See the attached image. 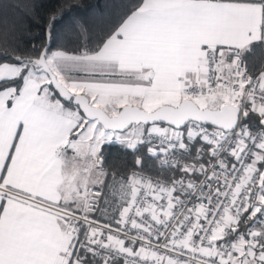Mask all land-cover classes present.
<instances>
[{"label":"snow or ice","instance_id":"snow-or-ice-1","mask_svg":"<svg viewBox=\"0 0 264 264\" xmlns=\"http://www.w3.org/2000/svg\"><path fill=\"white\" fill-rule=\"evenodd\" d=\"M73 7L0 2V264H264V0Z\"/></svg>","mask_w":264,"mask_h":264},{"label":"trees","instance_id":"trees-1","mask_svg":"<svg viewBox=\"0 0 264 264\" xmlns=\"http://www.w3.org/2000/svg\"><path fill=\"white\" fill-rule=\"evenodd\" d=\"M2 2V0H0ZM12 5H23L25 0H7ZM33 6L34 17H28L25 20L28 31L25 33V42L31 44L38 42L37 38H30V33H40L44 23L47 21L50 13L60 8L62 5H73L71 11H66L63 19L58 25L61 29L70 27L72 19H86L91 24L99 25L108 15L116 10L121 0H30ZM14 11H9V16L15 15ZM69 42H72V36L69 33ZM264 59V52L257 47L252 53L247 55L250 65L254 64L257 68L261 60ZM107 160L109 164L121 166L124 153L120 150L119 145L110 144L107 147Z\"/></svg>","mask_w":264,"mask_h":264}]
</instances>
